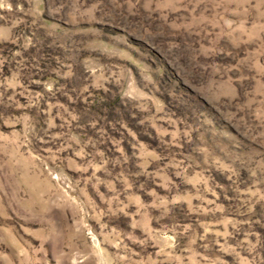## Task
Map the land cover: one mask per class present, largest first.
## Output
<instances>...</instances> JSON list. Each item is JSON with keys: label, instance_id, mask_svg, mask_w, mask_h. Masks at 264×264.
Returning a JSON list of instances; mask_svg holds the SVG:
<instances>
[{"label": "rangeland", "instance_id": "374dc122", "mask_svg": "<svg viewBox=\"0 0 264 264\" xmlns=\"http://www.w3.org/2000/svg\"><path fill=\"white\" fill-rule=\"evenodd\" d=\"M0 264H264V0H0Z\"/></svg>", "mask_w": 264, "mask_h": 264}]
</instances>
